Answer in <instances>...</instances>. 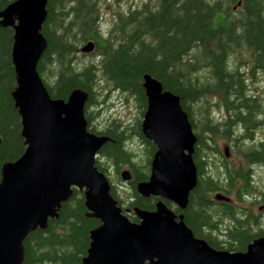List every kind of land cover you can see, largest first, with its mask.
<instances>
[{
    "label": "trees",
    "instance_id": "trees-1",
    "mask_svg": "<svg viewBox=\"0 0 264 264\" xmlns=\"http://www.w3.org/2000/svg\"><path fill=\"white\" fill-rule=\"evenodd\" d=\"M12 1L0 0V10ZM99 1L48 0L47 16L41 29L47 47L37 69L50 96L66 100L74 88L88 92L84 107L88 130L109 138L98 151L101 157L95 164L108 179L106 161L118 172L121 166H129L133 178L129 182L131 190L127 202L116 195L112 183L111 194L123 213L130 209L133 214L135 206L154 210L159 200L154 196H141L135 189L138 181L148 179L156 147L141 132V117H137L128 129L117 120L100 130L92 125L91 113L98 102L96 85L102 77L106 87L130 93L143 115L146 109L143 76L148 74L159 80L164 90L179 96L197 138L193 153L197 184L189 194L185 209L176 208V212L182 213L195 237L204 239L213 248L244 251L258 237L239 231L231 232L225 242H216L215 238L200 234L201 225H210V219L214 218L211 195L222 192L230 197L228 193L233 184L239 180L249 182L250 177L242 163L234 167L228 160L212 169L213 163H209L207 156L212 141L202 137L196 129L201 127L202 131L213 135L233 138L235 143L243 142L244 135L234 131L236 116L243 114L241 121L250 126L255 123L252 111L259 112L264 106L258 91L249 93L248 77L241 69L247 63L251 81L260 76L264 80V0H146L133 10L116 12L107 36L99 26ZM12 41V27L0 25V178L2 164L16 160L25 150L20 115L11 95L16 87ZM88 41L94 43L93 50L88 53L97 57V62L77 67L79 45ZM200 67L206 68L204 75L197 73ZM45 73L52 79L48 80ZM213 96L218 106L234 113L231 119L210 124L207 97ZM202 99L206 106L197 107L200 118L196 119L192 105ZM132 135L141 139L146 147L143 165L135 160L136 155L129 148ZM239 149L243 152L240 153L243 162L264 163V145L253 143L250 148L237 146L236 151ZM100 158L106 161L101 162ZM164 202L172 207L168 200ZM219 208L220 218L235 214L232 204ZM99 224L98 219L88 215L83 192L73 188L71 197L62 203L58 217L48 219L45 229L36 228L25 238L24 264H82L90 242V230Z\"/></svg>",
    "mask_w": 264,
    "mask_h": 264
},
{
    "label": "water",
    "instance_id": "water-1",
    "mask_svg": "<svg viewBox=\"0 0 264 264\" xmlns=\"http://www.w3.org/2000/svg\"><path fill=\"white\" fill-rule=\"evenodd\" d=\"M48 0H14L0 10V25L13 29L11 60L16 87L11 92L21 119L25 150L5 161L0 178V264H24V240L48 219L58 217L62 203L83 192L88 215L100 221L91 229L82 264H264V236L244 251L215 249L194 236L164 200L184 210L197 184L193 160L196 135L179 96L164 90L152 76H143L146 109L140 126L156 147L150 173L135 184L137 193L159 200L154 210L133 207L131 221L111 194L107 175L96 166L109 140L87 128L84 105L88 92L74 88L67 100L52 98L37 69L47 47L41 32ZM94 43L80 47L91 52ZM228 148L225 147L227 155ZM130 181L129 170L120 173ZM216 200L229 201L217 193Z\"/></svg>",
    "mask_w": 264,
    "mask_h": 264
},
{
    "label": "rangeland",
    "instance_id": "rangeland-1",
    "mask_svg": "<svg viewBox=\"0 0 264 264\" xmlns=\"http://www.w3.org/2000/svg\"><path fill=\"white\" fill-rule=\"evenodd\" d=\"M144 1L146 0H100L98 3V6H99V11H100L99 26H100L101 31L107 36L109 34L110 29L113 26L116 12L118 11L127 12L130 9L133 10L137 7H140ZM81 45L82 44L79 45V49ZM244 56L245 55H242L241 57H244ZM245 58L248 59L247 57ZM91 62H97V57H95L91 53H84L81 51L77 52V57L75 60V64L77 65V67H82L83 65H86ZM241 69L243 72L246 73L245 74L246 77H248L246 79V82L249 85V89H251L249 90V93H255L257 92V89H258L259 91L257 93H259L260 98L262 99L261 104H264V81L260 78L251 81L248 75V64L247 63L243 64L241 66ZM206 72L207 70L205 67H200L199 70H197V73H199L200 75H204ZM44 75L46 78L48 77V73H45ZM47 79L51 80L52 76L50 75V77ZM96 87H97L96 100L98 102L93 107V110L91 113L92 114L91 123L93 126H95L97 130L104 128L105 126L110 124L113 120L119 121L120 123H122L124 127H126V129H128L135 123V120L137 117L142 118V115L140 114L139 109H138L137 102L134 100L133 95H131L130 93L126 91L116 90L114 87H106V82L104 78L102 79V77L97 82ZM207 99L209 101L208 111L212 112L215 110L214 107L212 106L214 99L211 97H207ZM204 100L205 99H202L201 101H198L197 103H193L192 105L193 115L195 116L196 119L200 118V113L197 110V107H199L200 105L206 106V104H204L203 102ZM210 102H211V106H210ZM209 107H210V110H209ZM215 115L217 117L219 116V114L217 113H215ZM254 128H255L254 130L255 132L253 133V137L251 141L247 140L246 142H244L245 139L243 138V142L235 143L233 138L227 139V138L222 137L219 134H215L213 137L215 140V143H213L214 141L213 140L212 146H215V148L218 147V149H220V151H223V152L225 150V146L231 147L228 149V156L226 157V159H228L229 161L228 163H231L232 165H234V167H237L243 161L240 155V153H243V152H241L240 149L236 151L237 146H242L244 148H250L254 142L255 143L262 142L261 144L264 145V125L261 126L257 124ZM196 130L198 133H200V135H202V137L207 138L206 131H202L201 127H198ZM234 131L235 133L238 131H242L241 126L236 125L234 128ZM128 144H129V148L136 155L135 160H137L139 164L142 163L143 165V161L147 154L145 145L140 140H138L134 135H132V140L129 141ZM99 156L100 155L98 153L97 158H99ZM207 156L209 159V163H213L211 165L212 169H215L217 167V163H216L217 157H213L211 156V154L209 155L207 154ZM100 160L101 162L106 161L104 158H100ZM106 165H107V171H108L110 183H112V185H114L116 188V191H115L116 195L120 197L121 199H123V202L124 201L127 202L128 197L130 196L129 191L131 190V186L129 184L130 181L123 180L121 178L120 173L123 170H130L129 166L126 164L121 166L118 172L116 171L115 167L111 165L109 161H106ZM242 165L245 168L247 166L246 162H243ZM254 175L255 176L251 178V181H255L254 187L257 189H264V176H262L259 172L255 173ZM132 178H133V174H132ZM246 191H254V188L249 187ZM210 198H213V194L211 195ZM254 202L255 201H251V202L233 201L234 205H232V207L235 210L237 209V212L239 211L238 208L245 209L244 207H252L254 211H258L259 215H263L264 217V214L260 212L262 210L258 209V205H257L258 203L255 204L253 207ZM212 207L215 210V211L213 210L215 212L213 214V217H220L217 215V211L221 210V208L219 207L215 208L213 205ZM239 213L245 214L246 212L243 211L242 213L241 212Z\"/></svg>",
    "mask_w": 264,
    "mask_h": 264
},
{
    "label": "flooded vegetation",
    "instance_id": "flooded-vegetation-1",
    "mask_svg": "<svg viewBox=\"0 0 264 264\" xmlns=\"http://www.w3.org/2000/svg\"><path fill=\"white\" fill-rule=\"evenodd\" d=\"M259 78L262 79V76H260ZM247 87H248V90H251V89H249L248 83H247ZM115 89L120 90L118 88H115ZM257 91H259V90L257 89ZM213 99H214V96H213ZM210 106H211V102H210ZM212 106L215 109L212 112L209 111L210 116H211V118H210L211 123L210 124H212V125L221 124L226 119H231L232 116L234 115V113L231 110L226 111L224 107L218 106V103H215L214 101L212 103ZM209 110H210V107H209ZM215 113L219 114V116L217 117L215 115ZM247 113L248 112L246 111L245 115H247ZM240 115H243V114H239L236 116L237 125L241 126V130H242V131H238V134L240 136L244 135V139L246 141L247 140L251 141L252 137H253V133L255 132L254 127L257 124H259L261 126L264 125V106L260 107L259 112L252 111L251 115H252V118H254L255 123L250 125V126H246L243 124V122L241 121ZM206 134H207V138H206L207 140H211V141L214 140V138H213L214 135L211 132L206 131ZM229 139H231V138H229ZM261 143L262 142H260V144ZM209 147H211V148L209 149L208 155L211 154V156L217 157V162H216L217 165L228 160V159H226V157L228 156V151H227V155H226L225 152L220 151V149H218V147L215 148V146H212V145ZM225 147H227L228 149L231 148L229 146H225ZM241 163H243V161ZM245 170L249 173L250 181L249 182H245L243 180L236 181L233 184V187H232L230 193H228V194H230L229 202H225L223 200H216L215 195L217 194V192L213 193V198H211V199L214 202L213 206L215 208H217L218 206L221 207V206H223V204L234 205L233 201H249V202L255 201L253 203V207L255 204L258 203L257 204L258 209L262 210L260 212L262 214H264V189L255 188L254 187L255 181H251V178H253L255 176L254 175L255 173L259 172L262 176H264V163L261 164V163L253 162V163L247 164ZM249 187L254 188V191H246ZM170 203L172 205V207H171L172 211L177 216L182 214V213H179L178 211L176 212V208H178V207L174 203H172V202H170ZM244 208L245 209L238 208V210H239L238 212H237V209L235 210L233 208V210L236 212L234 215H230V217H223V218L214 217V218H211L210 219V222H211L210 225H207V224L201 225L200 234L203 235V233H204V234L208 235V237L209 236L213 237L217 240L216 242H225L226 237L228 235H230L231 232L246 231L247 234L255 236V237L264 236V225H263L264 224V217H263V215H259V212L254 211L252 209V207H244ZM130 211H131L130 209H127L126 210L127 213L125 215H127L130 220L131 219L135 220L133 222H139V219L136 217L135 213L132 214V213H130ZM243 211L246 213L245 214L239 213V212L242 213ZM245 250H246V248H245Z\"/></svg>",
    "mask_w": 264,
    "mask_h": 264
},
{
    "label": "bare ground",
    "instance_id": "bare-ground-1",
    "mask_svg": "<svg viewBox=\"0 0 264 264\" xmlns=\"http://www.w3.org/2000/svg\"><path fill=\"white\" fill-rule=\"evenodd\" d=\"M78 51H80V50H78ZM88 99V98H87ZM67 100V99H66ZM87 101V100H86ZM85 104H86V102H85ZM84 107H85V105H84ZM88 128V127H87Z\"/></svg>",
    "mask_w": 264,
    "mask_h": 264
}]
</instances>
